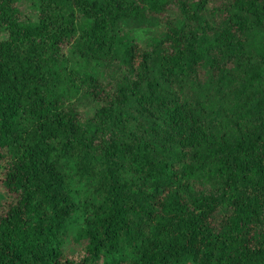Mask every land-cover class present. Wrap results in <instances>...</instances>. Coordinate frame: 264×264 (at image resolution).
Here are the masks:
<instances>
[{
    "label": "trees",
    "instance_id": "1",
    "mask_svg": "<svg viewBox=\"0 0 264 264\" xmlns=\"http://www.w3.org/2000/svg\"><path fill=\"white\" fill-rule=\"evenodd\" d=\"M22 1L0 0V264H264V0Z\"/></svg>",
    "mask_w": 264,
    "mask_h": 264
},
{
    "label": "rangeland",
    "instance_id": "2",
    "mask_svg": "<svg viewBox=\"0 0 264 264\" xmlns=\"http://www.w3.org/2000/svg\"><path fill=\"white\" fill-rule=\"evenodd\" d=\"M22 9L24 11L32 12L31 6L29 5L28 0L22 1ZM164 30L163 26H155V27H144L141 28L136 32L137 37L141 42L149 41L153 36H160ZM3 37V35L0 34V38ZM89 101L86 100L83 103V107L85 108L87 105L89 106ZM7 193L0 187V203L4 201L6 198ZM80 247L79 245L71 246L69 245L67 252L69 256H73L74 258H77L80 254Z\"/></svg>",
    "mask_w": 264,
    "mask_h": 264
}]
</instances>
